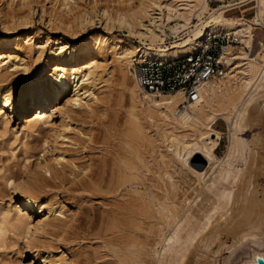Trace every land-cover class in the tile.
Instances as JSON below:
<instances>
[{"label":"bare ground","instance_id":"obj_1","mask_svg":"<svg viewBox=\"0 0 264 264\" xmlns=\"http://www.w3.org/2000/svg\"><path fill=\"white\" fill-rule=\"evenodd\" d=\"M113 1L119 4L116 17L105 11V24L125 28L126 37L108 28L75 44L36 28L0 35V120L7 124L9 113L32 110L27 129L40 135L23 146L21 157L12 154V162L0 163V196L8 189L12 194L10 203L0 206V248L21 239L39 264H185L191 248L213 245L211 259L196 264L264 259V187H256L253 175L264 148V40H258L262 48L254 57L243 44H228L223 74L203 81L190 98L183 88L155 92L136 83L131 97L137 99L142 91L146 112L131 111L123 121L117 114L107 115L100 122L102 139L78 123L71 126L75 117L94 115L107 99L97 86L105 80L108 54L126 80L133 61L177 58L198 48L207 35L239 33L252 48L253 30H264V0H255L256 14L250 18L225 14L247 0H220L218 7L209 0H140L136 7ZM37 2L41 0H7V10L34 13ZM166 29L186 36L166 44ZM45 46L54 62H40L33 82L15 88L2 84L9 69L27 68L25 53L40 57ZM180 103L187 108L178 111ZM219 118L230 126L222 158L217 154ZM253 126L261 131L249 139L243 133L252 134ZM93 143L102 145H96L97 158L87 151L97 148ZM194 154L207 161L205 170L190 164ZM149 158L156 163L153 170ZM176 163L198 180L190 191L173 179ZM96 196L102 200L98 211L93 205L79 206L82 214L66 207L69 197L85 202ZM87 244H94L93 250Z\"/></svg>","mask_w":264,"mask_h":264},{"label":"rangeland","instance_id":"obj_2","mask_svg":"<svg viewBox=\"0 0 264 264\" xmlns=\"http://www.w3.org/2000/svg\"><path fill=\"white\" fill-rule=\"evenodd\" d=\"M13 1H15L16 3L19 0H13ZM121 1H123L122 3H124L126 6H132V7H136L140 3V0H132L129 2L128 0H125V2L124 0H121ZM61 2L62 0H41L40 3L38 2L34 3V11H33L34 13L29 12L25 8V9H20L19 11H15L16 13L11 12L10 14V11L7 10L8 9L7 0H0V15L3 17L1 18L4 21L2 22L0 20V35L10 36V35H15L16 33L27 32V31L32 30L33 28L34 29L36 28L40 30V32L47 34V35H51L53 37L62 35L68 42H70L71 44H75L85 38H88L95 31H100L102 33H105L108 28V26H106L107 24H105L106 22V19L104 18L105 11L112 19H115L117 9L119 6V4L114 2L113 0H70V2L68 1L69 4H63ZM209 3L212 7H218L220 6V4H223V2L220 0H209ZM226 3H228V1H226ZM250 4L251 2L246 4L245 6L247 7ZM254 6H255V3H254ZM85 11L89 13V15L88 14L83 15ZM225 14H234L238 16L243 15L247 18H250L256 14V7H251V8L249 7L243 13L239 11L238 7H234L232 9L226 10ZM87 16H91V19L90 18L87 19ZM26 20H28L27 22L29 23H27ZM194 20H196V18H194ZM263 21H264V15H263ZM109 23L111 24V22ZM174 23L176 22L171 23V25ZM112 24H113L112 26L113 28L111 27L108 29L113 30L114 33L120 34L124 37H126L129 34V32L125 28L118 27L115 24V22ZM255 30H253L254 31V35H253L254 41L252 44V48H250V46L243 44L245 47V50H247L250 53V55L253 57L258 52H260L262 48L258 40H264V37H263L264 30L262 31L263 34L262 33L258 34L259 29L257 31ZM166 31H167V35L165 37L166 44H170L171 42H174L176 40L180 41V38H184L186 36L184 32L180 33L178 36H174L173 32H171L170 29H166ZM132 38L135 39L136 41L139 40L138 36H133ZM231 45H233V47L234 46L236 47L242 44L237 43V44H231ZM237 49L238 48H235L234 51L236 52ZM50 52H51V49L48 46H45V51L40 57H37V54L34 55L33 52L27 53V54L25 53L24 59L27 62V68L25 69L23 65H18L14 69L13 68L9 69V73L7 74V76L3 78L2 84H5L6 87L8 88L10 87L12 88V86L15 88L17 85H23L25 83L33 82V80L37 78L36 74H37V69L40 65V62L45 61L47 62L48 66H51L52 63L54 62L53 58H50ZM107 57H108L107 59L108 65L106 68L107 73H105L106 76H104L105 80L101 81L99 85L97 86L101 88L102 90L106 91L105 95L107 96V99H103L100 101V106L94 115L88 118L85 117V119L83 117L82 118L75 117L71 121L72 127H74L78 123V126L83 128L82 130L92 129L93 132L97 134V136L100 139H102V136L104 133V130H103L104 128L100 122L103 119L105 120L107 115L117 114L118 118L123 121L127 117L131 116V111L133 113H140V112L143 113L144 111L146 112L145 109L148 106L147 103L144 102L143 100L142 91L138 92L139 96L137 99L131 97L132 94L130 93L131 92L130 89L133 88V85L136 86L137 84L133 78V75L130 73V68H129V71L127 72L126 80H124L121 75L122 73H120L119 71L118 63L115 62L113 56L108 54ZM56 101L57 100H55L53 104H56L57 103ZM63 103L64 102L61 100L60 105H62ZM184 103H180V105L177 107L178 111H181L182 109L187 108V106ZM76 109H79V108H76ZM33 113L34 111L32 110L31 111L28 110L26 112L17 111V112H13V114L9 113V115H7L6 117L8 119V122H6L7 124L2 123L1 121L2 119L0 120V159H1L0 163L1 164H6V162L8 163L9 161L12 162L14 159V157H12V154H16L18 158L21 157L20 150H22L23 146L29 143L30 141H35L37 138L40 137L38 133L29 132L30 130L27 129V121L31 117H33L34 115ZM141 117L142 116L140 115V120L141 119L143 120L144 117L143 118ZM54 121L56 122V124H59L60 122L59 117L56 116ZM143 122L146 123V118L143 120ZM253 127L254 128L252 130L253 131L252 134L254 136H252L251 131H246L245 133H243V135L249 139H252V137H255L256 133L261 130L258 127H255V126ZM216 128L222 134L220 144L217 147V154L220 158H222L226 154L229 144H230V129H229L230 126H227L226 122L222 118H219L216 124ZM148 132L153 133L154 129L151 131L148 130ZM212 136L213 138H215L214 134ZM259 143H261V141ZM92 145L94 146L99 145L100 147L102 146L99 143H96V145L93 143ZM99 146L98 147L96 146L97 147V148L95 147L96 149L94 148H91L90 150L87 149V151H89L88 154L90 155V153L92 152L91 157H93L98 152L100 153L98 149ZM261 151L263 152L261 156L263 158L260 157L256 162L257 163L259 161H262V162H260L256 171L253 172V175L255 176V184L258 189H262L264 187V148H262ZM151 152L149 153L150 155L152 156L155 155L153 150H151ZM93 153L95 155H93ZM96 156L95 158L98 157ZM29 160H30V163L35 161L34 157L29 158ZM149 160L150 161L148 162L150 163H148V165L151 166L152 170L155 169L156 168L155 161L152 158H149ZM256 162H255V166H256ZM190 164L193 167H196V169H198L199 171L205 170L206 167L208 166L207 161L201 159L198 154H194L191 157ZM174 165H175L176 170L173 173V176L175 175L173 179L175 180L177 179V182L179 180L178 185L180 184V186H183V187L189 186L187 189L190 191L191 186L195 185V183L198 181L194 173H192L186 167L183 168V171H184L183 172L181 170V167L177 165V163ZM176 174L178 175L177 177H176ZM181 174L183 175L184 178L182 177ZM205 177L206 178L208 177L207 174L205 175ZM4 192H6V190ZM11 196H12L11 190L9 191L8 189L6 192V195H4L3 197L0 196V206L9 204ZM92 199L86 200L85 202H88V203H85L83 202L84 201L83 199L81 200V198L79 199L76 198L74 201L72 197H69L67 199L68 201H66L67 203L66 207H69L70 209L76 210L77 212H80V213H81L80 210L82 207H88V206L90 207V205H93L96 211L100 210L101 204H102L101 197L96 196V197H93ZM13 200L14 198L12 199V201ZM82 204L84 205L82 206ZM78 207L80 208V210ZM198 213H199V205L195 206V210H194L195 215H198ZM37 217L38 216L36 215L35 219ZM20 240L21 239H18L17 240L18 242L17 241L13 242V243H18L17 245L11 246L12 243L10 242L12 241L10 240L9 242H7L6 246H1L0 262L1 263L4 262L5 264H39L38 261L32 257V254L26 251L25 247L23 246L22 241ZM87 245L85 246L88 247L89 249L86 248L85 246L84 248L90 251L91 249L93 250V248H90V247H93L94 244H92V246H90V244H87ZM200 247L191 248V250H189V254L185 260L187 264H196V261L201 260L202 258L205 259V257H208L207 260L202 259V261L208 262L211 259V258L209 259V256H212L213 254L212 251L215 249V245H213L209 249H206L204 247L200 248Z\"/></svg>","mask_w":264,"mask_h":264},{"label":"built area","instance_id":"obj_3","mask_svg":"<svg viewBox=\"0 0 264 264\" xmlns=\"http://www.w3.org/2000/svg\"><path fill=\"white\" fill-rule=\"evenodd\" d=\"M254 3L255 0H247L229 9L238 7L243 13L247 8L255 7ZM237 43L245 44L239 33L207 35L198 48L177 58L135 60L130 66V72L142 89L166 92L183 88L186 97L190 98L203 81L223 74L228 55L226 47Z\"/></svg>","mask_w":264,"mask_h":264},{"label":"water","instance_id":"obj_4","mask_svg":"<svg viewBox=\"0 0 264 264\" xmlns=\"http://www.w3.org/2000/svg\"><path fill=\"white\" fill-rule=\"evenodd\" d=\"M253 264H264V259L262 257H257V261Z\"/></svg>","mask_w":264,"mask_h":264}]
</instances>
